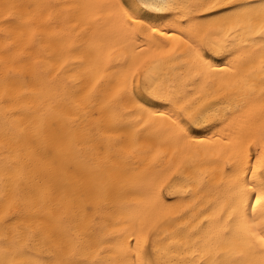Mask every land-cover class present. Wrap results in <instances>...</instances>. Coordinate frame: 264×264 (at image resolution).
<instances>
[{
	"label": "bare ground",
	"instance_id": "6f19581e",
	"mask_svg": "<svg viewBox=\"0 0 264 264\" xmlns=\"http://www.w3.org/2000/svg\"><path fill=\"white\" fill-rule=\"evenodd\" d=\"M87 2L0 0V165L5 157L22 162L21 173L11 179L0 173V217L5 213L15 214L16 206L10 208L9 204L17 192H25L34 184L37 162L29 144L35 142L42 153H51L55 162L52 183L56 191L52 199L37 201L35 210L28 215L40 216L41 227L70 232L86 250L101 255L114 252V248L105 247V242L111 240L114 245L118 244L129 216L133 215L127 211L132 206L131 198L124 204L118 194H113L111 203H105V189L110 179L116 177L121 183L129 184L146 177L156 180L170 176L162 191L164 195L168 184L176 179L169 169H178L185 173L184 179L191 192L185 189L175 199L183 204L189 196H194L183 205L186 208L184 214L191 213L190 221L202 213L218 220L229 210L225 193L241 153L239 141L248 131L246 125L264 122V111H246L220 127H217L220 121L204 124L194 129L202 135L182 142L166 115H152L150 119L148 116L149 112L166 113L173 109L145 96L143 99L150 105L141 115L145 125L130 128L127 122L121 121L122 115L126 114L124 108L106 103L119 86L117 74L108 71L111 65H100L94 58L85 62L84 54L76 49L81 46L108 49L116 62L123 63L120 53L124 47L130 49L132 42L121 43V22L115 14L105 16L106 27L90 32L87 10L75 7ZM167 2L180 6L187 0ZM236 2L245 4L249 0ZM181 11L177 7L173 19H159L154 23L169 29ZM165 15L168 13L160 14L161 17ZM239 32L237 44L245 47L241 42L248 36L243 27ZM179 44V41L174 42L176 46ZM187 51L178 47L177 55L185 56V59L156 69L155 87L165 90L179 87L177 98L183 101L187 97L189 106L197 105V111L221 104L227 99L221 91V80L230 78L233 73L210 75L196 88L185 87L198 79L192 71L194 61L187 57ZM152 63L149 60V65ZM261 79L264 74L257 70L255 84L259 85ZM88 100L91 102L85 109ZM234 110L235 105L229 107L226 104L217 109L224 116L231 115ZM124 128L128 130L121 131ZM9 130L10 138L6 139ZM249 151L255 154L256 147ZM165 198L173 199L171 196ZM203 223L194 231L203 227ZM192 234L194 232L189 233ZM166 239L162 233L156 241L161 249L160 264H172L173 261L183 264V261L193 259L186 254L187 239L184 246L173 242L165 244ZM173 248L175 252L169 251ZM114 258L112 255L105 257ZM209 259L200 257L198 264ZM218 259L221 257H211L213 261Z\"/></svg>",
	"mask_w": 264,
	"mask_h": 264
},
{
	"label": "snow or ice",
	"instance_id": "6c2138e0",
	"mask_svg": "<svg viewBox=\"0 0 264 264\" xmlns=\"http://www.w3.org/2000/svg\"><path fill=\"white\" fill-rule=\"evenodd\" d=\"M75 7L87 10L90 32L106 27V15H118L121 43L132 42L130 49L124 47L120 53L123 63L116 62L108 49L87 46L76 49L84 54L85 62L94 58L100 65H111L108 71L117 74L119 86L106 103L124 108L126 114L122 115L121 121L127 122L130 128L145 125L141 115L150 106L143 99L145 96L173 109L166 113L149 112L148 116L150 119L152 115H166L182 142L202 135L194 129L204 124L220 121L217 124L220 127L246 111H264V79L259 85L254 82L257 70L264 74V0L255 3L249 0L245 4H238L236 0H187L180 6L169 4L167 0H88ZM177 7L182 11L171 28L156 26V20L173 19ZM162 13L168 15L161 17ZM241 27L248 36L241 42L245 47L237 44ZM175 41L180 42L179 46L174 45ZM178 47L188 50L186 55L194 61L192 71L198 77L185 87L196 88L210 75L233 73L230 78L221 80V91L227 97L225 101L197 111V105L189 106L187 97L183 101L177 98L179 87L168 90L155 87L157 68L185 59V56L177 55ZM217 57L219 59L215 60ZM149 60L153 62L151 65ZM179 83L177 80L176 84ZM90 102H85V109ZM225 104L229 107L235 105L231 115L224 116L217 111ZM246 126L248 131L239 141L241 153L231 174L229 190L225 193L229 210L224 211L218 220L202 213L190 221L191 213L184 214L186 208L183 205L194 196H189L183 204L175 199L185 189L191 192L184 179L185 173L178 169H169L176 179L168 184L164 195L162 191L170 176L156 180L146 177L129 184L121 183L119 177L110 179L104 192L105 203H111L113 194H118L124 204L131 198L132 206L127 211L133 215L129 216L118 244L114 245L111 240L105 242V247L114 248V252H104L103 255L84 249L70 232L41 227L43 220L40 216L28 215L35 210L37 201L52 199L56 191L52 183L55 162L51 153H42L38 143H30L37 162L34 184L25 192H17L9 204L10 208L16 206L15 214L5 213L0 217V264H160L161 249L156 241L162 233L167 236L165 244L173 242L184 246L187 239L186 254L193 259L185 260L183 264H198V259L205 256L210 259L203 264H264V122ZM10 135L9 130L5 138L9 139ZM253 146L256 147L255 154L249 151ZM159 154L157 150L156 155ZM2 159L0 173L10 179L21 173L19 159ZM3 191L6 195L7 187ZM201 223L203 227L194 231ZM169 251L175 252L176 249ZM109 255L115 258L105 259ZM213 255L221 259L213 261Z\"/></svg>",
	"mask_w": 264,
	"mask_h": 264
}]
</instances>
